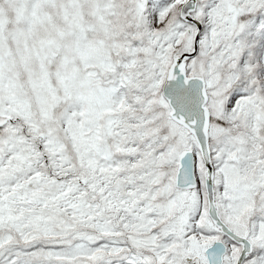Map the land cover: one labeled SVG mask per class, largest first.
I'll use <instances>...</instances> for the list:
<instances>
[{
  "label": "snow or ice",
  "instance_id": "obj_1",
  "mask_svg": "<svg viewBox=\"0 0 264 264\" xmlns=\"http://www.w3.org/2000/svg\"><path fill=\"white\" fill-rule=\"evenodd\" d=\"M0 264H264V0H0Z\"/></svg>",
  "mask_w": 264,
  "mask_h": 264
}]
</instances>
